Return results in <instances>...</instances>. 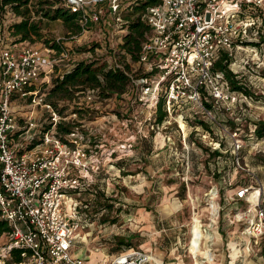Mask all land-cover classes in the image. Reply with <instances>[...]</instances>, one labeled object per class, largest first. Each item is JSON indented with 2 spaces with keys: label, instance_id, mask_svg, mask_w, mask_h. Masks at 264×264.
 <instances>
[{
  "label": "built area",
  "instance_id": "1",
  "mask_svg": "<svg viewBox=\"0 0 264 264\" xmlns=\"http://www.w3.org/2000/svg\"><path fill=\"white\" fill-rule=\"evenodd\" d=\"M141 1L62 0V6L79 13L84 28L100 23L102 15L115 25H123L122 10ZM12 17L16 19L14 14ZM139 17L150 29L135 63L140 71L135 81L142 85V96L150 99L155 111L160 101L168 114L170 108L187 103L200 110L208 124L224 127L216 118L217 111L222 108L223 115L231 118L240 99L251 96L230 91L223 74L213 70L214 63L226 54L231 65L236 50L264 45V0H156ZM5 26L0 18V31ZM53 54L28 44L0 47V219L8 225V230L0 234L7 239L0 247L4 264L12 250L20 252L19 264H87V257L75 252L74 245L91 218L106 210L94 209L84 198L97 193L94 178L101 163L91 149L96 146L94 141L77 126L58 135L56 124L61 118L44 103V94L40 93L43 82L49 83L42 80L51 76L59 59L66 56L64 52L59 57ZM63 68L68 70L72 65ZM80 94L87 105L104 101L93 89ZM17 99L49 109L53 117L48 126L36 131L26 120L28 126L21 125L13 108ZM254 129L253 124V136ZM233 147L238 152L240 144L234 141ZM253 177L256 187L240 186L234 193L232 201H246L247 207L235 211L231 222L241 225V235L256 240L264 236V184ZM211 192L205 194L209 200L218 196L217 190ZM92 207L97 209L95 213ZM210 209L209 215L215 218L223 206L210 205ZM196 221L203 232L215 224L214 219L207 224ZM204 241V237L198 240L200 248ZM190 246L191 239L187 255L199 260L201 255L194 256ZM201 261L208 264L214 257ZM104 264L165 263L156 262L151 252L126 248Z\"/></svg>",
  "mask_w": 264,
  "mask_h": 264
},
{
  "label": "rangeland",
  "instance_id": "2",
  "mask_svg": "<svg viewBox=\"0 0 264 264\" xmlns=\"http://www.w3.org/2000/svg\"><path fill=\"white\" fill-rule=\"evenodd\" d=\"M47 5L60 7L62 0H30V19L36 23L41 38L33 36L25 42H18L8 30L10 24L21 18L14 20L6 6L0 47L28 44L51 56L54 51L45 42L58 44L66 55L59 59L61 68L82 60L105 62L109 67L128 63L130 74H134L137 66L120 51L121 38L127 32L121 26L125 28V25H115L102 15L100 23L74 34L60 20H49L36 12ZM251 47L236 50L229 65L230 71L238 72V79L250 92L251 99L241 98L231 118L223 115L222 108L218 110L216 118L224 125L222 128L207 124L211 128L207 132L197 123L207 122L203 113L187 103L170 108L164 121L157 123L153 104L142 96V85L135 80L116 99L87 105L82 95H77L72 101L59 102L57 110L53 109L61 118L59 121L79 127L94 141L96 146L91 149L101 163V170L94 178L97 193L84 198L94 209L106 210L91 218L74 245L75 252L87 257V264H104L111 255L127 247L151 252L158 263L176 264L183 258L186 264H192L183 255H187L192 224H198L199 219L203 224L214 219L216 225H211V230L219 226V234L232 236L227 222L235 211L247 207L246 201H232L240 187L238 183L256 187L255 176L264 184V139L257 141L251 133L254 123L264 122V45ZM47 77L42 82H50L51 76ZM50 84L41 87L42 94L47 93ZM77 107L85 113H77ZM13 108L21 125L27 127L26 120L36 131L47 127L53 117L49 109L28 100H15ZM226 120L236 123L238 130H231ZM234 141L240 144L238 152L233 151ZM216 150L220 152L218 157L211 154ZM215 190L218 196L209 200L205 194L209 195V191L213 194ZM217 204L223 206V211L214 218L209 215L210 205L216 208ZM213 230L205 243L210 252ZM199 232L200 236L206 234L200 228ZM234 236L242 235L238 231ZM117 237L128 245L119 246ZM6 243L5 235H0V247ZM254 250L250 245V251ZM196 263L200 264L198 259ZM0 264L4 262L0 260Z\"/></svg>",
  "mask_w": 264,
  "mask_h": 264
},
{
  "label": "trees",
  "instance_id": "3",
  "mask_svg": "<svg viewBox=\"0 0 264 264\" xmlns=\"http://www.w3.org/2000/svg\"><path fill=\"white\" fill-rule=\"evenodd\" d=\"M156 0H144L138 4H131L124 8L121 12V17L125 25L123 28L127 32L122 36L120 43V51L123 52L124 57L127 55L130 61L136 63L138 61L139 52L142 44L145 42L147 35L150 32L149 27L140 20L139 15L145 9L147 5H152ZM30 0H0V18L6 13L5 7L15 15L16 18L20 17V21L17 23L10 24L8 30L11 31L12 36L17 38L18 42L30 41L34 36L38 39L41 38L39 29L33 21H31V12L29 9ZM40 15L49 20H60L66 28L70 29L72 33L78 34L81 32L83 27L80 25V14L71 12L70 9L63 6L53 7L47 5L45 9H40ZM123 13L127 15H123ZM136 14L137 17H133ZM2 31H0L1 37ZM51 50L56 53L59 57L63 49L58 44L48 45ZM71 62L68 63L70 65ZM230 58L226 54H221L220 57L215 61L213 70L223 74L224 80L228 83L230 91L243 93L247 96H251L250 92L238 79V74H234L229 69ZM72 68L65 69L61 68V64L54 68L53 74L50 77V86L48 87L47 93L44 94V103L51 106L52 109L57 110L59 102L72 101L84 93L86 90H95L99 99L107 100L110 98H117L126 92V89L130 84L133 85V80L140 77L139 70L132 72L130 64L124 63L122 68H117L115 65L107 66L99 61L82 60L77 63H71ZM143 76V75H142ZM146 76V75H144ZM49 82V83H50ZM48 83V84H49ZM46 88V83L42 85ZM41 93V88H40ZM162 102L160 101L156 111V122L161 123L166 117V112L162 109ZM207 108L210 105L204 103ZM59 111V110H58ZM77 113H85L81 108L77 107ZM201 127L205 128L207 132L211 130L208 127L207 122H197ZM226 123H230L231 130H238L236 123L233 121L226 120ZM208 124V125H207ZM254 136L257 139L264 138V122L259 121L254 123ZM74 125L60 121L56 124V132L58 135L63 136L68 133ZM219 143V142H218ZM217 145V144H216ZM222 146L219 143V147ZM213 156H220L219 151L211 152ZM239 186H244L245 183H238ZM264 206V204H263ZM104 208V207H100ZM99 209V208H98ZM97 211V209H96ZM8 230L6 221L0 219V234ZM116 243L121 245H128L123 238L117 237ZM124 248V247H123ZM131 248V247H127ZM126 249V248H124ZM22 262L20 252L18 250L11 251V257L7 260L6 264H19Z\"/></svg>",
  "mask_w": 264,
  "mask_h": 264
},
{
  "label": "crops",
  "instance_id": "4",
  "mask_svg": "<svg viewBox=\"0 0 264 264\" xmlns=\"http://www.w3.org/2000/svg\"><path fill=\"white\" fill-rule=\"evenodd\" d=\"M214 225H216V221ZM227 225L230 226L228 231L232 229L229 232L232 235L230 238L227 237V235L224 237L223 234H219V226H216L215 230H213L215 237L210 242V249L212 256L214 257V261L208 264H249L250 262H253L252 264H264V236L257 238L256 240L243 235L233 237V235H235L238 231L240 232L241 225L233 223L231 220L227 222ZM221 231L223 232L222 228ZM202 237L205 239V235H202L201 238ZM205 243L206 242L204 241L203 247L200 248L201 251H203ZM240 245H242L244 248H241ZM250 245L252 250L255 248V250L252 252L250 251ZM240 253L243 254L242 258ZM183 257H187L192 264H195V261H193L190 256L183 255ZM201 259L202 256L199 260ZM236 260H238V262H236ZM176 264L186 263L184 259L181 258Z\"/></svg>",
  "mask_w": 264,
  "mask_h": 264
},
{
  "label": "bare ground",
  "instance_id": "5",
  "mask_svg": "<svg viewBox=\"0 0 264 264\" xmlns=\"http://www.w3.org/2000/svg\"><path fill=\"white\" fill-rule=\"evenodd\" d=\"M181 126H183V125H181ZM199 228H200L199 224H196V223L192 224L191 231H190V235L192 236L190 252L194 256H196L197 254H200L202 256V258L205 260H207L209 258V261H210V258L212 257V253L209 251V249L205 246L203 251H201L200 247L198 246V244H199L198 240L201 238V236H200L201 232H199ZM210 230H211L210 227L205 229V233H206L205 234V242L209 241V239H210L209 238V231ZM212 230H213V228H212ZM194 241H196V246L194 245ZM199 262H200V264H203V261L199 260ZM195 264H197L196 259H195Z\"/></svg>",
  "mask_w": 264,
  "mask_h": 264
}]
</instances>
